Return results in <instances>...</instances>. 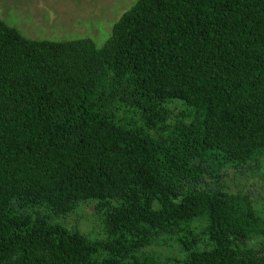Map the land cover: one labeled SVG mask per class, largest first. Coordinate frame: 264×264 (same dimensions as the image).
I'll return each mask as SVG.
<instances>
[{"label":"trees","instance_id":"trees-1","mask_svg":"<svg viewBox=\"0 0 264 264\" xmlns=\"http://www.w3.org/2000/svg\"><path fill=\"white\" fill-rule=\"evenodd\" d=\"M263 159L264 0H138L101 47L0 14V264H264L227 181ZM90 199L105 237L56 220Z\"/></svg>","mask_w":264,"mask_h":264},{"label":"rangeland","instance_id":"rangeland-1","mask_svg":"<svg viewBox=\"0 0 264 264\" xmlns=\"http://www.w3.org/2000/svg\"><path fill=\"white\" fill-rule=\"evenodd\" d=\"M138 0H0V14L5 22L31 39L69 41L90 38L103 46L112 34L115 23ZM264 159L258 165L237 172L227 170L232 190L252 193L257 208L264 216ZM97 199L81 204L68 217L56 219L76 226L92 238L105 237L103 214L97 209ZM264 242L257 237L252 247ZM177 244V243H176ZM166 255L181 257L179 248L171 241L158 249Z\"/></svg>","mask_w":264,"mask_h":264}]
</instances>
